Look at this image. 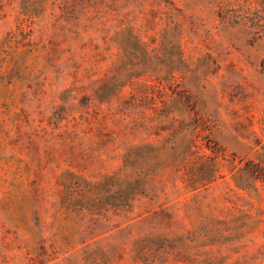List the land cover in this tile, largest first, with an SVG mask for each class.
<instances>
[{"label": "rangeland", "instance_id": "rangeland-1", "mask_svg": "<svg viewBox=\"0 0 264 264\" xmlns=\"http://www.w3.org/2000/svg\"><path fill=\"white\" fill-rule=\"evenodd\" d=\"M0 264H264V0H0Z\"/></svg>", "mask_w": 264, "mask_h": 264}]
</instances>
